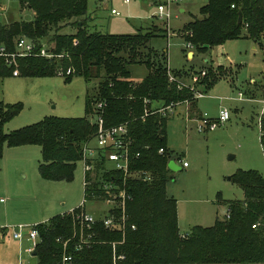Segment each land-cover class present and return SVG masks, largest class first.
Listing matches in <instances>:
<instances>
[{
	"label": "trees",
	"instance_id": "16d2710c",
	"mask_svg": "<svg viewBox=\"0 0 264 264\" xmlns=\"http://www.w3.org/2000/svg\"><path fill=\"white\" fill-rule=\"evenodd\" d=\"M16 1L20 7L29 8L32 17L0 26L6 46L11 49L12 39L25 35L32 38L35 47L44 41L49 50L60 54L52 59L34 54L17 57L18 74L49 76L61 70L59 75L65 81L78 74L84 80L96 78L97 83L93 94L84 96L83 115H44L10 130H4L3 124L20 110L21 102L0 101V156L4 145L36 144L40 177L71 178L81 143L95 130L87 114L92 111V101L100 99L104 101V124L127 121L132 149L138 152L130 167L149 174L146 179L125 178L129 196L121 227L106 228L97 221L89 228V243L78 250L72 249L76 239L69 238L66 249L72 255V264H264V177L256 169L238 168L229 176L239 184L243 197L225 200L227 216L215 217L210 225L193 224L183 234L178 232L175 198L165 191L169 178L166 163L173 158L165 144L168 114L153 111L141 118L142 99H149L147 107L182 101L191 106L195 97L192 90L167 78V71L178 79L188 70H167L164 54L148 45L149 37L159 33V26L150 25L133 34L89 30L83 16L86 0ZM238 11L241 19L237 22ZM198 12L200 16L181 26L184 42L189 41L196 51L206 52L227 39L247 37L259 41L264 36V0H205ZM81 15L72 21L74 31H59L70 17ZM131 63L146 67V73L135 82L129 79ZM201 67L204 73L197 81L203 89L225 75L221 64L205 61ZM66 68L70 70L67 74ZM10 71L0 60V76ZM260 126L264 129V116ZM114 212L119 210L114 208ZM35 227V264H57L62 246L56 238L69 237L72 230L76 235L79 229L67 211L52 214Z\"/></svg>",
	"mask_w": 264,
	"mask_h": 264
},
{
	"label": "rangeland",
	"instance_id": "374dc122",
	"mask_svg": "<svg viewBox=\"0 0 264 264\" xmlns=\"http://www.w3.org/2000/svg\"><path fill=\"white\" fill-rule=\"evenodd\" d=\"M204 2L179 0L171 5L170 16L165 21L152 15L154 7L149 0H86L84 24L89 30L116 34H133L145 31L150 25L159 26V33L149 37L148 45L164 54L168 70L186 68L188 72L180 75L185 82L191 75H196L198 80L204 70L201 67L204 61L197 53L187 58L186 50L194 49L184 45L181 26L200 16L198 7ZM5 3L6 10L0 15V22L32 17V11L20 7L16 0ZM111 8L118 14L111 13ZM80 17L82 15L70 17L68 24L61 25L59 31H72L75 29L72 21ZM263 37L259 41L247 37L232 38L210 47L202 55L207 57V63L222 64L225 75L206 89L196 81L194 88L202 95L195 97L191 106L188 101L174 104L167 116L166 147L177 165L178 157L187 163L176 169L168 168L169 178L165 184L167 195L175 198L177 228L181 234L193 224L210 225L215 217L224 215L226 199L243 197L239 184L229 178L236 169H256L264 177V158L258 140L260 103L246 98L248 95L258 98L264 89ZM145 73L143 63L129 64L132 82ZM96 83V78L84 80L78 74L67 81L59 74L0 76V101L21 102L20 110L3 126L14 129L49 114L83 115L84 96L93 94ZM237 91L243 98H237ZM222 106L229 113L225 121L211 129H197L200 113L215 117ZM33 153L29 152L27 156L20 151L7 162L0 159V219L11 226L22 223L25 225L23 232L31 223L78 206L83 198L80 160L75 161L71 178L45 179L37 173L39 153ZM107 207L103 200L86 199L83 203L84 211L93 216L104 213ZM29 245L24 236L18 241L8 233L3 235L0 238V264H35L34 254L24 250Z\"/></svg>",
	"mask_w": 264,
	"mask_h": 264
},
{
	"label": "built area",
	"instance_id": "2783aa9c",
	"mask_svg": "<svg viewBox=\"0 0 264 264\" xmlns=\"http://www.w3.org/2000/svg\"><path fill=\"white\" fill-rule=\"evenodd\" d=\"M6 1L0 0V15L6 10ZM127 2L128 0H122ZM179 0H149V3L153 5L154 9L152 15L162 18L165 21L170 16V7ZM111 13L118 14L113 8L110 9ZM5 23L0 22V26ZM165 29L168 30L167 22H165ZM44 41L38 47L32 38L25 35H18L12 39V48H8L0 35V60L2 63L11 68V74H18L16 68V58L25 55H39L44 56L48 59L57 58L60 54L53 53L46 47ZM184 45L190 47L189 41H185ZM168 70V69H167ZM69 68L64 70V73H69ZM58 74L61 70L57 71ZM204 70H201L200 75H203ZM167 78L169 81L175 80L177 86H185L192 90L194 97L201 96L202 93L194 88L197 81L196 75H191L189 81L178 78L176 79L169 71H167ZM237 98H243L242 93L237 91ZM249 100H257L260 103V109L258 112V140L260 149L264 158V129L260 126V119L264 116V89L260 97L255 98L252 95L246 96ZM143 113L141 118L153 111H158L162 114H169L176 102H169L166 105H159L153 103V107H147L149 99L143 98ZM104 106L103 100H96L93 103L92 111L87 114L89 122L95 124V130L93 133L81 143L80 156L82 169V195L83 198L77 209L70 208L67 212L71 215L73 221L77 222L79 229L75 235V231L69 237H57L56 239L61 242L62 252L60 260L57 264H72V255L67 251V243L69 238L76 239L72 244L73 250H78L82 246L89 243L92 232L89 231L91 225L100 222L106 228H118L121 227L123 220L125 219L124 203L128 198L129 194L125 187V178L130 176L139 177L141 179L149 178V174L143 169H134L130 165L138 155V152L132 149V138L129 134L127 121H120L112 124H104L101 116L102 108ZM151 109V110H150ZM229 116L226 107H220L215 117H208L204 113H200L197 118L196 127L198 130L211 129L217 123L225 121ZM162 151V147L158 148V152ZM174 161V158H172ZM178 166H185L186 161L178 157ZM120 176V177H119ZM92 188H95L94 190ZM103 200L107 203L108 207L106 211L99 216H93L90 213L84 211L83 203L84 200ZM114 208L118 209L119 212L115 214ZM66 212V211H65ZM225 216L228 215L225 210ZM43 221V220H42ZM36 223H31L26 228V232H23L22 223H18L16 226L7 224H0V238L5 234H10L13 238L18 241L24 236L25 240L30 242V245L26 247L27 252L33 250L35 242L38 240ZM84 226V229L82 228ZM254 227V223L251 224ZM132 227V225H131ZM122 257V255H117Z\"/></svg>",
	"mask_w": 264,
	"mask_h": 264
},
{
	"label": "crops",
	"instance_id": "0c3cea01",
	"mask_svg": "<svg viewBox=\"0 0 264 264\" xmlns=\"http://www.w3.org/2000/svg\"><path fill=\"white\" fill-rule=\"evenodd\" d=\"M179 10H182V8H179ZM72 31H74V29ZM72 31H69V32H72ZM195 53L200 54V58H201L202 61H204V62L207 61V57L202 55V54H205V52H199V51H196V50H186L187 58L189 56L193 57ZM8 128H10V127H6L5 128L3 126L4 130H9ZM34 145H36V144H21V145H16V146H6V145H4L3 150H2V154L0 156V159H1V161L7 162L11 158H14L15 156H17V154H19L20 151L23 152L27 156H28L27 153H29V152H31V153L34 152L35 153L37 151L39 153V146L37 145V148H35ZM186 165H187V163H186ZM179 167L180 166H178L177 168H179ZM62 212H64V211H62ZM4 222H6L4 219H0V224H4Z\"/></svg>",
	"mask_w": 264,
	"mask_h": 264
},
{
	"label": "water",
	"instance_id": "95a60500",
	"mask_svg": "<svg viewBox=\"0 0 264 264\" xmlns=\"http://www.w3.org/2000/svg\"><path fill=\"white\" fill-rule=\"evenodd\" d=\"M240 19H241V14L238 11L237 12V18H236L237 22L240 21ZM166 165H167L168 168H172V169H176L178 167V165L175 163V161H173V159H169L167 161ZM31 253L32 254L34 253L33 250H31Z\"/></svg>",
	"mask_w": 264,
	"mask_h": 264
}]
</instances>
